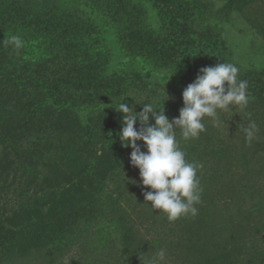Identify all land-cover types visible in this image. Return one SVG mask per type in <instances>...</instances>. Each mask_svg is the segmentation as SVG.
Wrapping results in <instances>:
<instances>
[{"label": "rangeland", "instance_id": "1", "mask_svg": "<svg viewBox=\"0 0 264 264\" xmlns=\"http://www.w3.org/2000/svg\"><path fill=\"white\" fill-rule=\"evenodd\" d=\"M193 1L201 2V5L195 7V15L189 19L190 26L197 31L219 34L225 41L223 56L227 63L235 65L239 69L238 73L264 70V0ZM60 2L63 9L73 10L85 22L84 28L87 29L83 30L82 35L74 36L78 46H74V52L68 53V50L48 40L42 29L18 24L19 19L10 20L0 28V32H6L8 37L18 36L23 46L19 49L12 43L10 46H0V102L7 95H10V101L19 97L13 89L25 88L37 104L47 103L56 109L69 105L71 116L76 123L86 128L89 142L95 144L97 150L99 146H105L114 137H118L120 114L111 105L125 95L133 98L125 96L121 102L132 105L136 112L141 111L143 105L149 102L154 108H163L169 120L178 117L179 109L183 106L181 93L184 88L180 89L171 66H157L153 60L128 49L119 39L117 21L108 15L100 3L92 0ZM130 2L140 8L141 26L144 29L155 34L166 32V22L151 0ZM86 52L97 55L98 70L101 69L103 76L116 74L124 78L117 87L121 92L110 95L106 88H100L97 94L105 95V98L99 99L89 89L73 91L66 86L54 91L46 87L50 80L46 81L44 67H52L56 63L61 68L57 61L68 64L69 59H73L71 56L84 55ZM29 76L31 79L26 87V78ZM248 97L246 107L234 106L228 112H219V125L212 118L204 117L205 131L196 138L184 140L180 130L176 129L177 141H187L186 144L193 148L189 155L192 156L191 162L201 166L197 169L202 189L199 203L201 208L198 210L207 218V224L201 227L207 229V232L201 239L194 238V244L187 238V232L192 226L186 221L189 215L169 221L165 213L152 210L150 202H144L142 192L148 189L139 183L138 169L130 164L131 148L120 145L126 158L120 169L122 173L113 176L105 187L110 191L117 188L121 193L116 208L107 213L113 212L119 218L124 211V216L128 215V227L140 230L142 239L137 242L140 247H145L146 240L153 239L152 244L147 246L148 250L132 251L115 257L122 246L111 240L108 232L113 234L116 225L111 224L106 229L107 239L110 240L104 243V231L102 238L92 237L91 232L97 222L94 220L91 225L78 226L74 233L68 235L65 243L57 248L36 247L26 253L17 252V248L7 252L5 250L0 253V264H122L130 256L136 257V264H150L146 258L155 256L160 249L166 251L165 260L161 264H228L232 257L227 255L229 259L222 258L218 262L217 254L221 248L227 251L233 245L236 247V264H264V103ZM134 98L145 101L137 104ZM4 109L7 114L12 111ZM27 114L28 110L22 116ZM44 115V121L37 125L39 128L44 127L51 112L48 110ZM67 118L62 122L65 123ZM96 118H99V123H95ZM149 122L154 123L151 117ZM253 122L256 128L249 140L244 129ZM63 123L60 127L62 130L65 126ZM134 127H141L139 121ZM40 136H46V132ZM142 146L141 150L144 151ZM37 148L44 152L36 157V170L42 173L46 171L43 166L46 159L41 156L47 152L44 144ZM28 154H25L26 159ZM5 158V163L12 160L7 155ZM20 173L15 172L14 177L9 175L7 182L11 180L8 189L11 192L8 194L5 193L7 189L3 193V186L0 185L2 216L10 213L18 203H31V200L32 203L36 202L40 194L44 193L41 174L30 179L27 184L25 175ZM4 180L2 178L1 182ZM43 210L42 214L49 216L46 219L48 225L47 222L56 219L55 215L60 208L54 206ZM139 257H144V260L140 262Z\"/></svg>", "mask_w": 264, "mask_h": 264}, {"label": "trees", "instance_id": "2", "mask_svg": "<svg viewBox=\"0 0 264 264\" xmlns=\"http://www.w3.org/2000/svg\"><path fill=\"white\" fill-rule=\"evenodd\" d=\"M60 1L0 0V28L12 19H19L18 24L42 29L43 34L53 44L68 50V53L74 52V46H78L74 36L82 35L83 30L87 28H84L85 22L79 19L73 10L63 9ZM92 1L100 3L108 15L115 18L119 28V39L128 49L153 60L157 66H171L180 89L194 80L200 68L214 66L219 62L227 63L223 56L225 51L223 38L217 33L197 31L190 26L189 19L195 15V7L201 5L199 1L151 0L166 22V32L163 34H155L141 26L140 8L130 0ZM10 45L8 34L0 32V46ZM71 58L73 59H69L68 64L57 61L61 68L57 67L56 63H53L52 67H44L46 81L50 80L46 87L53 88L54 91L66 86L73 91L89 89L99 99L105 98V95L97 94L100 88H106L110 95L121 92L117 87L124 78L116 74L103 76L101 69L98 70L96 54L86 52L84 55ZM26 79L28 82L25 86L28 87L31 76ZM238 79L247 82L248 96L264 103V70L238 73ZM13 91H17L19 97L10 101L11 97L7 95L0 102V182L2 178L6 179L1 182L0 185L4 187L1 189L3 193L7 189L6 194L11 192L8 190L11 187L9 184L11 180L7 182V179L9 175L14 177L15 172L17 174L21 171L20 174L25 175L27 184L30 183V179L41 174L40 182L44 193L40 194L34 203L33 200L31 203H18L10 213L4 216L0 214V253L15 248L19 249L17 252L25 253L36 247L57 248L65 243L68 235L74 233L78 226L91 225L94 220L97 222L91 232L92 237L102 238L105 232V238H102L104 243L110 240L107 239L106 229L112 226L111 224L116 225L113 234L108 232L111 240L122 246L120 251H116L118 256L115 257L147 249L153 239L146 240L145 247L141 248L137 244L138 239H142L140 230L128 227L129 219L127 220L128 215L124 216V211L119 218L113 212L107 213L116 208L121 192L117 188L113 191L109 188L106 190L105 184L113 176L122 173L120 169L126 160L122 148H119L121 143L118 137H112L113 141L107 142L105 146H99L97 150L95 144H90L86 128L76 123L71 116L69 105L56 109L47 103H35L25 88H15ZM4 108L12 111L7 114ZM27 110L28 114L22 116ZM48 110L51 115L44 127L39 128L37 125L44 121L42 120L45 117L44 113ZM105 111L101 113L104 114ZM67 116L63 123L62 120ZM62 123L65 125L63 130L60 128ZM95 123H99V118L95 119ZM45 132L46 136H40ZM138 142L142 146L143 142ZM178 143L185 152V159L191 162L192 156L189 155L193 148L186 144L187 141ZM41 144H44L47 152L45 156H41L46 159L44 160L46 163H43L46 171L43 170L42 173L36 170L38 161L36 157L44 153L37 148ZM27 152L29 154L26 159ZM6 155L12 157L11 161L8 160L9 163H5ZM203 178L205 179L204 176ZM54 206L60 208V211H57L56 219L51 223L47 222L46 225L49 216L42 214L43 209L49 210ZM195 206L197 209L201 208L200 204ZM102 220L106 221L101 222ZM186 221L192 225L187 232V238L194 244V238L201 239L207 232V229H201L202 225L207 224V218L198 210L197 215H189ZM222 249L224 248L217 254L218 262L222 258L226 260L228 255L232 257L228 264H236L237 254L234 251L236 247L233 245L227 251ZM150 252L153 253L152 250ZM154 257L148 256L146 259L151 262ZM139 259L141 262L144 257ZM135 262L136 257L130 256L122 264H136Z\"/></svg>", "mask_w": 264, "mask_h": 264}, {"label": "clouds", "instance_id": "3", "mask_svg": "<svg viewBox=\"0 0 264 264\" xmlns=\"http://www.w3.org/2000/svg\"><path fill=\"white\" fill-rule=\"evenodd\" d=\"M8 41L16 49L23 46L18 36H10ZM238 72L235 65L225 62L200 68L194 80L182 90L183 106L178 117L171 120L163 108H154L149 102L139 112L121 102L130 95L111 105L120 114L121 128L117 136L121 146L131 148L130 164L138 169L139 183L148 189L142 192L144 202H150L152 210L165 213L169 221L197 215L195 205L200 203L202 192L197 177L201 166L185 159V152L176 139V129L184 140L196 138L205 131L204 117L212 118L219 125V112H228L234 106L246 107L247 82L238 79ZM134 100L137 104L145 101ZM150 117L154 123L149 122ZM137 121L139 128L134 127ZM255 128L253 122L244 129L247 139L252 138ZM137 141L143 142L144 151ZM165 257L166 251L160 249L150 264H161Z\"/></svg>", "mask_w": 264, "mask_h": 264}]
</instances>
